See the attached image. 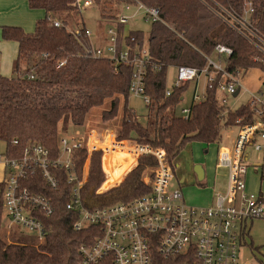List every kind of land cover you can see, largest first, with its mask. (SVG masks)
<instances>
[{"label":"trees","instance_id":"1","mask_svg":"<svg viewBox=\"0 0 264 264\" xmlns=\"http://www.w3.org/2000/svg\"><path fill=\"white\" fill-rule=\"evenodd\" d=\"M74 1L28 0L31 9H41L45 13L37 19L34 30L27 32L19 25L1 27L3 38L17 41L19 45L13 75L0 74V140L6 143V154L22 156L28 143L39 142L52 156H58L61 132L67 131L70 124L82 128L91 109L107 101L109 107L101 111V118L107 121L120 115L118 140L162 148L170 161L189 141L197 140L207 145L217 143L223 128L238 126V119L250 122L252 103L237 109L228 108L220 102L215 84L207 89L206 99L193 104L189 117L176 115L174 110L189 83L167 95L166 70L169 66L181 65L202 69L207 63L206 56H215V46L224 44L233 49L226 58L232 74L238 76L244 70L256 68L264 72V52L259 48L260 38L264 40V0H140L147 6L157 7L161 17L151 23L147 32L142 29L127 32V23H119V8L124 0H94L102 20L98 26L89 27L94 31L92 38L86 35L87 25L79 27L82 32L77 37L64 27L52 26L47 18L53 13L70 16L76 10L72 6ZM231 14L238 20L246 18L257 36L252 37L237 22L231 23ZM64 19L71 24L70 17ZM104 21L117 26L118 51L126 45L131 50L146 46L152 61L161 65L159 69L151 66L147 69L145 90L150 103L146 104L145 122H141L128 105L133 65L87 53L95 42L104 43ZM65 60L64 65L59 64ZM30 74L35 77L30 78ZM93 153L87 154L83 149L73 151L78 177L82 176L86 154V159L90 158V173ZM102 155L99 150L93 159L91 179L81 189L86 207L129 201L150 191L143 176L146 170L157 166L153 155H142L119 185L101 191V183L105 181ZM104 160L110 181L112 170L106 155ZM73 185L62 177L58 189L41 190L56 206L55 214L44 218L46 225L51 226L46 241H28L13 234L7 240L0 234V264L80 263V245L92 243L101 228H74L78 215L66 207ZM3 209L0 195V226ZM100 264L112 263L104 260Z\"/></svg>","mask_w":264,"mask_h":264},{"label":"built area","instance_id":"2","mask_svg":"<svg viewBox=\"0 0 264 264\" xmlns=\"http://www.w3.org/2000/svg\"><path fill=\"white\" fill-rule=\"evenodd\" d=\"M72 6L78 12H84L94 6V0H75ZM120 7L126 11L137 9L145 20L151 22L161 19L157 7L147 6L140 0H124ZM230 16L231 23L237 22L252 37L257 36L255 30L249 27L246 18L238 20L234 14ZM47 18L52 26L64 27L77 37L81 36L79 27L67 24L58 14H50ZM128 20L129 15L118 16L119 23H128ZM86 35L92 38L94 31L87 27ZM104 36V43L95 42L87 53L96 58L109 57L115 63L132 64L130 91L142 96L144 102L149 104L150 97L145 90L147 69L149 66L159 69L161 65L152 61L146 46H137L131 50L126 45L118 51L119 36L116 25H110L103 31ZM260 40L262 45L259 48L264 52V40ZM232 53L231 47L217 44L214 55L222 57L215 59L214 56H206L207 63L202 69L188 65L177 67L173 85L166 89L167 95L190 81H196L197 89L200 77L204 76L206 79L203 92H195L191 104L181 109L180 114L183 117L191 115L193 104L206 99L207 89L214 87V84L220 102L225 105L228 97L223 96L224 94L237 96L242 89L249 92L243 88L239 75L232 74L226 65V58ZM65 63L66 60L59 64ZM256 70L260 73L262 71L260 68ZM29 77L34 78L35 75L30 74ZM258 81L264 88L263 71ZM262 88L249 92L252 119L250 122L237 120L239 132L232 150L223 151L218 156V165L229 169L228 189L225 194H216L211 205L187 204L180 188H173L171 185L175 176V164L168 159L166 151L137 144L130 147L131 153L135 156L151 154L157 160L153 175L144 178L150 185V191L129 201L86 207L81 194L86 178L84 179L83 171L81 177L77 176L73 151L87 148L95 149L96 152L101 149L114 151L118 143L106 141L104 147H101L98 136L96 138L93 132L84 136L65 134L59 136L60 153L56 157L39 142L28 143L22 156H0L3 168L0 180L1 196L10 218L9 227L14 224L26 227L36 233L39 243L46 241L51 226L46 225L44 218L54 215L56 206L53 199L41 190L58 189L62 177H65L68 183H74L66 205L78 215L74 228H101L92 243L80 245L79 264H100L104 260H109L112 264H239L243 259L250 223L256 219L264 220L263 190L260 188L258 193H253L247 192L246 188L248 167L251 166L246 149L253 148L260 156V164L252 167L254 172H259L260 181H264Z\"/></svg>","mask_w":264,"mask_h":264},{"label":"rangeland","instance_id":"3","mask_svg":"<svg viewBox=\"0 0 264 264\" xmlns=\"http://www.w3.org/2000/svg\"><path fill=\"white\" fill-rule=\"evenodd\" d=\"M38 13L44 16V11L43 10H37ZM65 15V14H64ZM67 20H70L69 22L73 25H76L78 27H83L84 25H87L88 27H95L98 26L100 21L102 20L101 18V13L96 5L93 7L87 9L84 12H78V11H72L70 16H64ZM119 15H129V20L128 23L125 25L126 26V31L129 32L131 29H142L144 31H148L151 25L150 20H145L143 18V15L140 11L137 9H132V10H124V8L120 7L119 8ZM40 16V15H39ZM111 24L103 22L102 28L103 31H106L107 28ZM101 30V28L99 27ZM99 33V32H98ZM213 58L216 59L214 56ZM176 73H177V67L176 66H169L166 70V87L171 88L173 85V82L176 78ZM262 73H260L258 70L254 69H248L244 70L240 73L239 78L241 82L243 83V88L247 89L250 93L251 92H256V90L262 86L259 85L258 78H260ZM205 77L201 76L200 80L197 85L196 89V81H190L188 84L187 89L185 90L183 94V99L180 101V103L177 105V107L174 110V113L176 115H180L181 109L185 106H188L192 102V98L194 93H202L204 90V82H205ZM261 90H264L262 88ZM249 92L245 91L242 89L240 95L234 96V95H223L228 97L227 98V106L228 108L232 109H237L243 105H246L251 101V96ZM257 94V93H256ZM258 95V94H257ZM109 101L105 102V104L101 107H94L91 109L89 112L88 118L82 128L75 127L73 125H69L67 128V131L61 132L60 135H86L87 133L93 132L94 135H96V138L98 136L99 138V144H101V147H104V143L106 141L109 142H117L120 144H123L126 147H132L134 145L140 144L136 141L133 140H118V132H119V126H120V115L116 118L104 121L101 118V111L104 108L109 107L108 104ZM128 105L135 111V113L138 115L139 119L141 122H145L146 120V114H147V106L146 103L143 100L142 96L135 95L133 92L129 94L128 97ZM239 132V127L237 125L223 128L222 130V137L219 142L213 143V144H204L202 142H199L197 140H192L189 141L185 144L181 152L176 156V158L173 160L175 164V176L171 181V185L173 188L179 186V179L178 175L176 176V172L179 173V170L182 169L184 171L186 164V160H188L187 155L189 154L192 157H194L195 161H199L194 163L193 166V171L195 172V165H201L205 171V177L202 179L201 183L203 188L199 193L203 196L207 194H218L222 193L225 194L228 189V175H229V169L227 167H221L218 165V156L220 155L221 152L223 151H231L233 146H234V141L238 135ZM108 142V143H109ZM99 146V145H98ZM6 143L2 140H0V156L6 154ZM117 148H120L118 146ZM101 149V148H100ZM87 152L92 151L93 156H92V163L90 167V173L88 174L86 180V183L90 181V177L92 174L93 170V159L96 157L97 152L95 149L87 148V150H84ZM102 151V149L100 150ZM123 152L125 150H122ZM247 153L249 154L248 162L251 165L248 167V173L246 176V188L247 192H253V193H258L260 191V188L264 192V181H260V175L259 172H254L252 166H258L260 164V156L258 153L253 149L249 148L246 149ZM102 162L104 163V156L106 154V151H102ZM126 153V151H125ZM86 154V157H87ZM131 157L137 158L139 161L140 156H135L134 153L130 154ZM83 162V167L82 171L84 168L85 160ZM186 157V158H185ZM110 167L112 170V176L110 181H108L105 184V188L108 187L112 183H117L118 181L121 180L122 174L129 170L133 164L134 160L133 159H124L122 156H115V157H108ZM176 164H179L177 167ZM103 168V167H102ZM156 167H151L148 170H146L145 175L143 178H148L150 175H153V171ZM104 171V178L106 179L105 175L106 172L105 169ZM0 173H1V168H0ZM83 174V173H82ZM109 173L107 172V176ZM197 175V174H196ZM104 179V180H105ZM145 180V179H144ZM103 181L101 183V189L103 186ZM186 187L184 186V196L187 198V193L188 190L185 189ZM100 189V190H101ZM105 190V189H103ZM102 191V190H101ZM0 195H1V190H0ZM216 196V195H215ZM189 204V203H188ZM193 206H204V205H195V204H190ZM10 223V218L7 214V210L4 207L3 212H2V220H1V226H0V234L3 238L9 239V237L13 235H19L21 238L28 240V241H38L36 239V233L34 231H31L27 229L26 227L19 226L14 224L12 227H9ZM12 235V236H13ZM12 239V238H11ZM244 255L243 259L240 261L239 264H264V220L263 219H256L249 225V234L247 236V244L245 248L243 249Z\"/></svg>","mask_w":264,"mask_h":264},{"label":"crops","instance_id":"4","mask_svg":"<svg viewBox=\"0 0 264 264\" xmlns=\"http://www.w3.org/2000/svg\"><path fill=\"white\" fill-rule=\"evenodd\" d=\"M40 15V16H39ZM42 15L38 13L37 10L31 9L28 5V0H0V74L4 76H12L13 75V68L15 61L18 56V49L19 45L17 41L14 40H5L2 36V26L4 25H19L23 27L27 32H31L34 30L35 23L38 18H41ZM120 146V148H116L114 151L109 150V157H115V156H122V158L126 159H133L134 164L133 166L127 171V173L124 174L123 178L118 181L117 183H113L109 185L108 187H104L105 184L108 182V176L106 172V179L103 183L102 189H111L112 187H115L119 185L126 175L132 170L138 163L137 158H133L130 156L131 148L128 146H122L121 144H116V147ZM122 150H125L123 152ZM188 160H186L187 166H185L184 171L179 170V173L176 172V176L179 179V186L175 188H180L183 197L186 201V203L195 204V205H204L208 206L211 205L215 200V194L213 196L211 194H207L205 196L201 195L199 192L203 189L201 188L203 184H201L202 179L205 177V171L204 176L202 179L198 178L197 172L193 171L194 163L199 162L195 161L194 157H192L189 154H186ZM186 158V157H185ZM200 163V162H199ZM103 169H105L104 163ZM177 167L179 164H176ZM196 167V165H195ZM1 173H0V180L3 175V168L0 164ZM195 169V168H194ZM204 170V169H203ZM106 171V169H105ZM184 186L185 189L188 190L187 198L184 196ZM193 206V205H192Z\"/></svg>","mask_w":264,"mask_h":264},{"label":"bare ground","instance_id":"5","mask_svg":"<svg viewBox=\"0 0 264 264\" xmlns=\"http://www.w3.org/2000/svg\"><path fill=\"white\" fill-rule=\"evenodd\" d=\"M89 154L91 153V151H88ZM107 157H109V150L106 151V154H105ZM89 164H90V158L88 157L86 159V162L84 164V168H83V173H84V179L85 177L87 178V175H88V171H89Z\"/></svg>","mask_w":264,"mask_h":264},{"label":"water","instance_id":"6","mask_svg":"<svg viewBox=\"0 0 264 264\" xmlns=\"http://www.w3.org/2000/svg\"><path fill=\"white\" fill-rule=\"evenodd\" d=\"M236 94V93H235ZM195 171L197 172V175H198V178L199 179H202L203 178V174H204V170H203V167L201 165H196L195 167Z\"/></svg>","mask_w":264,"mask_h":264}]
</instances>
